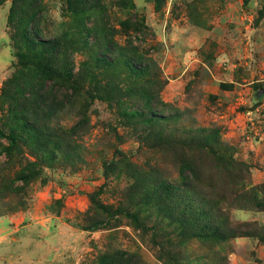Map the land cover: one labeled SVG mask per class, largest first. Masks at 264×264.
<instances>
[{"label":"trees","instance_id":"1","mask_svg":"<svg viewBox=\"0 0 264 264\" xmlns=\"http://www.w3.org/2000/svg\"><path fill=\"white\" fill-rule=\"evenodd\" d=\"M5 1L0 0V5ZM68 3L73 15L70 29L45 39L40 27L44 0H13L10 21L15 18L18 23L13 33L29 45V53L17 55L23 69L0 95L6 110L0 121V159L5 158L0 161V215L27 208L23 193L32 183H45L46 168L86 163L84 138L92 105L100 100L115 110L127 135L150 152L139 161L131 151L114 149L103 162L105 184L89 194L93 215L84 229L113 230L126 218L150 236L156 258L164 264H228L224 246L230 240L255 236L264 241V227L234 222L231 217L235 209L264 210V184L248 189L241 180L225 189L213 182L209 165L243 168L233 159V148L203 129L180 133L169 123L177 117L164 114L165 81L159 62L137 42L149 30L144 18L133 9L119 29L112 28L104 0ZM118 35L127 37L124 43ZM80 53L86 59L78 65ZM47 81L56 96L66 93V107L50 104L48 109L38 88L30 93V102L24 100L22 87L45 86ZM61 114L74 123L62 124ZM112 131L126 142L117 128ZM167 163L178 168V179H171L172 172L163 167ZM115 173L124 174L126 186L116 201L106 203L101 196ZM193 241L207 244L208 250L193 256L188 253ZM100 260L101 264H147L138 249L108 251Z\"/></svg>","mask_w":264,"mask_h":264},{"label":"rangeland","instance_id":"2","mask_svg":"<svg viewBox=\"0 0 264 264\" xmlns=\"http://www.w3.org/2000/svg\"><path fill=\"white\" fill-rule=\"evenodd\" d=\"M104 3L112 28L119 29L133 9L144 18L149 30L137 42L159 62L165 81L161 91L164 114L177 117L170 125L180 133L205 130L211 138L231 146L233 159L244 164L236 169L218 162L209 165L213 182L225 189L241 180L248 189L249 185H263L264 0ZM12 6L13 0L0 5V95L5 84L23 69L17 55L29 53V45L13 33L18 23L15 18L10 21ZM44 7L41 36H62L73 24L68 0H44ZM118 39L124 43L127 37L118 35ZM85 59L83 53L76 55L78 65ZM36 88L44 93L41 97L48 109L50 104L67 106L66 93L56 96L49 81L45 86L22 87L24 100L29 101ZM5 113L0 101V121ZM60 119L62 124L74 123L65 114ZM89 127L84 138L88 149L85 164L46 168L45 183H32L23 193L27 208L0 215V264H101V256L116 249H138L147 264H164L156 258L150 236L136 230L126 218L113 230L83 228L93 215L89 194L105 184L103 162L112 157L114 149L131 151L139 161L150 152L127 135L115 110L104 101L95 100L92 105ZM114 128L126 142L122 143ZM163 167L172 172L171 179H178L174 164ZM123 176H110L101 196L104 202L118 199L126 186ZM231 217L234 222L264 227V210L235 209ZM207 250V244L193 241L188 253L196 256ZM224 250L229 253L228 264H264V241L259 237L234 238Z\"/></svg>","mask_w":264,"mask_h":264},{"label":"water","instance_id":"3","mask_svg":"<svg viewBox=\"0 0 264 264\" xmlns=\"http://www.w3.org/2000/svg\"><path fill=\"white\" fill-rule=\"evenodd\" d=\"M264 92V91H263Z\"/></svg>","mask_w":264,"mask_h":264}]
</instances>
